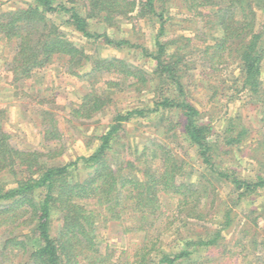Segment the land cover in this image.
<instances>
[{
	"label": "trees",
	"instance_id": "trees-1",
	"mask_svg": "<svg viewBox=\"0 0 264 264\" xmlns=\"http://www.w3.org/2000/svg\"><path fill=\"white\" fill-rule=\"evenodd\" d=\"M26 1L0 14L11 85L62 61L87 83L66 122L111 120L65 162L51 110L34 109L43 143L29 149L0 107V264H264V0ZM199 89L244 99L253 120L199 108Z\"/></svg>",
	"mask_w": 264,
	"mask_h": 264
},
{
	"label": "rangeland",
	"instance_id": "rangeland-1",
	"mask_svg": "<svg viewBox=\"0 0 264 264\" xmlns=\"http://www.w3.org/2000/svg\"><path fill=\"white\" fill-rule=\"evenodd\" d=\"M26 3V0H0V14L7 13L13 9L22 7ZM139 28L140 27H138V29ZM124 29L125 30L122 32L127 34L132 32L131 26L124 27ZM141 32L145 34L146 40L151 41L152 29L150 26H145ZM69 37L75 42L83 41L77 36L70 35ZM13 48V43H8L0 39V107H3L8 111L9 121L7 128L14 135H16L15 142H17L19 146H22V148L39 149L41 147L43 142L42 136L40 134L41 126L38 118L39 115L34 109L37 107H44L51 110L53 114L57 116L65 133L64 143L66 144V152L63 160L66 162L68 160H73L79 155L89 154V148L85 143L86 141L82 139L83 137H81L80 134L82 135V131L84 132L86 129L89 133H92L89 134V136L93 134L95 136L101 134V132L104 131V129L107 128L108 124L110 123L111 115L106 113L105 115H101L99 118H97L95 122H85L86 125H84L83 128L81 127V129H75L76 124L71 126L66 122L68 118L67 108L71 103L74 102V100L76 101V96H79L78 92L81 93V91L87 87V83H85L84 80L78 81L74 79V77L65 74L67 66L63 64L62 61V65H59L61 62L58 61V63L56 62L49 69L35 74L28 83L20 84L19 87H16V85H11L10 81L12 78H10L8 73L5 71L8 69V62L12 60ZM94 53L96 54L95 56L99 55L103 58H125L126 55H129L131 62L143 66L146 69H150V65L143 61V59L136 58L135 54L133 53L126 54L123 52L102 48H96ZM193 91V96L196 99L199 108L201 109H205L206 111L211 110V103L213 106L224 107L222 115L228 112L229 115L239 114L245 118V122H248L249 117H251L253 120L254 114L250 109H248V107H245L244 99L238 100L236 103L231 104L227 103V99H221L220 97H217L215 101H210L209 94H211V92L202 91L201 89ZM130 97H126L125 95L119 96L118 103L124 106V108L130 103L135 104V97ZM51 98H56L54 104H41V102L44 100H49ZM225 104L228 105L226 106ZM134 128L138 129L139 125H134ZM140 130L153 132L151 127L145 126ZM242 169L248 172L249 167L247 164H245L243 165ZM105 236L108 239L106 243L116 244L120 249L123 248L127 242H129L123 237H118L115 239V237H112L113 235L107 234Z\"/></svg>",
	"mask_w": 264,
	"mask_h": 264
}]
</instances>
